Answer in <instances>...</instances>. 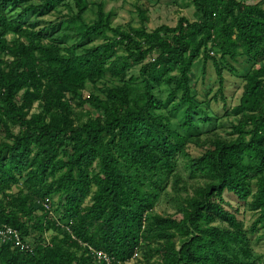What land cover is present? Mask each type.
I'll return each mask as SVG.
<instances>
[{
  "label": "trees",
  "instance_id": "1",
  "mask_svg": "<svg viewBox=\"0 0 264 264\" xmlns=\"http://www.w3.org/2000/svg\"><path fill=\"white\" fill-rule=\"evenodd\" d=\"M120 1L0 0V225L28 246L0 240V264H106L91 249L112 264H264V0H191L195 21L154 31L138 5L139 27L115 26ZM238 58L232 137L201 141L214 125L194 67L214 64L226 102ZM162 199L176 213H157Z\"/></svg>",
  "mask_w": 264,
  "mask_h": 264
},
{
  "label": "rangeland",
  "instance_id": "2",
  "mask_svg": "<svg viewBox=\"0 0 264 264\" xmlns=\"http://www.w3.org/2000/svg\"><path fill=\"white\" fill-rule=\"evenodd\" d=\"M90 1L91 3H100L102 0ZM136 5L149 10V31H154L164 25L169 27H176L181 17H186L191 22L195 21V8L191 5V0H125L117 3H108L106 10L115 11L117 13L114 21L115 26L130 25L137 28L140 26V19ZM46 21H55V16L46 17L45 22ZM100 43L101 40L94 39L91 46L98 45ZM214 57L218 59L220 58V56L217 55ZM245 61L246 60L244 58H238L237 62L230 60V65L224 64V94L227 99L226 102H224L220 96L216 98L218 92L220 91V78L214 64H212V62H209L205 68L203 60L201 59L194 67L193 85L198 94L199 101L203 102V104H205L206 107L209 108L210 115H212L213 117L214 125L213 127L201 126V141H205L206 139L212 138L214 136H218L223 139L232 137L231 124L238 121V118L233 116L232 110L237 107L244 92V82L242 80V76L244 75L245 69L248 66ZM138 70L139 68H135L132 70V73H137ZM162 91L164 97H167L170 89L163 87ZM91 92H94V89L92 87H89L86 90L85 94L89 95ZM76 110L77 112H82L80 108H76ZM87 110H84L83 113L85 114V111ZM39 111L40 109L37 105H35L32 114L38 113ZM220 123V128L215 129ZM1 141L2 137H0V142ZM189 151L193 156H199L201 153V147L192 145L190 146ZM180 164V171L183 173L184 177L188 179L189 175L183 168L184 162H181ZM189 183L190 185L195 187L203 184V182L198 179H189ZM13 192L17 193L18 189H14ZM226 200L232 203V211H234L235 208L239 207L240 205L238 200H236L235 198L226 196ZM89 204L90 202L87 201L86 205ZM239 208L240 209L237 212L238 219L244 221V223L249 226L253 221L252 213L242 206ZM156 211L159 214L176 213L174 204L171 203L168 199H162V202L158 205ZM251 239L255 254L257 255V257L264 260V240L259 239V235H251ZM130 264L146 263L142 260V258H138V260H134Z\"/></svg>",
  "mask_w": 264,
  "mask_h": 264
},
{
  "label": "built area",
  "instance_id": "3",
  "mask_svg": "<svg viewBox=\"0 0 264 264\" xmlns=\"http://www.w3.org/2000/svg\"><path fill=\"white\" fill-rule=\"evenodd\" d=\"M45 207L47 209H50L48 202L47 204H45ZM0 240L3 243H8V242L14 243L23 250L28 249V246L23 243L19 232L5 225L3 226L0 225ZM91 251L96 256L98 261L100 262L104 261L106 264H112L111 259L105 253L100 251H95L94 249H91ZM139 256H140L139 253L135 254L134 260L138 259Z\"/></svg>",
  "mask_w": 264,
  "mask_h": 264
}]
</instances>
